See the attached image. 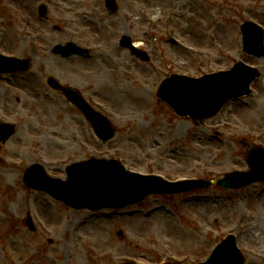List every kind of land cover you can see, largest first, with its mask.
I'll return each instance as SVG.
<instances>
[{"label":"rangeland","instance_id":"374dc122","mask_svg":"<svg viewBox=\"0 0 264 264\" xmlns=\"http://www.w3.org/2000/svg\"><path fill=\"white\" fill-rule=\"evenodd\" d=\"M117 1L120 10L111 15L104 0H0V50L33 63L28 72L0 75V120L17 125L0 143V264H197L230 235L246 264H264V182L151 195L120 210L71 209L24 185L33 163L66 180L69 165L91 158L170 180H216L250 170L242 139L264 147V60L243 52L240 31L249 20L264 27V0ZM172 31L193 50L172 45ZM124 34L143 43L151 62H132L120 46ZM69 42L90 48V57L52 54ZM239 61L261 72L253 94L204 123L178 117L156 97L171 73L199 78ZM48 75L87 86L103 80L78 88L107 113L116 137L100 142L83 115L48 87ZM35 90L46 102L36 101ZM28 213L35 232L26 226Z\"/></svg>","mask_w":264,"mask_h":264},{"label":"water","instance_id":"95a60500","mask_svg":"<svg viewBox=\"0 0 264 264\" xmlns=\"http://www.w3.org/2000/svg\"><path fill=\"white\" fill-rule=\"evenodd\" d=\"M115 10V8H114ZM45 14V10H40ZM244 49L256 57L264 56V36L260 27L252 22L242 26ZM122 44L129 46L135 53L140 51L132 45L125 36ZM68 44L65 47L56 46L55 53L68 56L73 52L83 53L85 50L74 48ZM139 55V54H138ZM145 59H147L145 57ZM28 64L21 59L10 58L0 54V72H17L27 70ZM259 75L258 70L238 64L232 71L205 76L200 79L187 76L172 75L166 79L158 93V97L167 102L177 115L191 116L194 120H204L214 115L224 103L236 96L249 94L252 80ZM49 84L68 92L52 78ZM79 107L88 117L97 135L105 142L112 139L115 130L102 115L93 112L86 102L76 100ZM14 132V126H0V138H9ZM248 146L249 172H234L215 181L185 180L170 183L156 176H144L126 171L115 161H98L77 163L67 169L68 179L63 181L48 176L43 167L34 165L25 175L27 186L47 191L55 198L72 208L125 207L140 202L152 193L175 194L193 189L210 187L212 185L224 188H241L253 181H264V148H256L244 141ZM108 173V174H107ZM29 225L33 228L31 221ZM169 264V263H166ZM200 264H244V258L237 249L234 237H227L213 252L205 263Z\"/></svg>","mask_w":264,"mask_h":264},{"label":"flooded vegetation","instance_id":"af4514ba","mask_svg":"<svg viewBox=\"0 0 264 264\" xmlns=\"http://www.w3.org/2000/svg\"><path fill=\"white\" fill-rule=\"evenodd\" d=\"M119 64V63H117ZM78 78V77H76ZM74 82V81H72ZM70 87H100V85H103V80H96L95 83L92 86H87L85 85V83H83V81L81 79H78L77 81H75L73 84H68Z\"/></svg>","mask_w":264,"mask_h":264},{"label":"bare ground","instance_id":"6f19581e","mask_svg":"<svg viewBox=\"0 0 264 264\" xmlns=\"http://www.w3.org/2000/svg\"><path fill=\"white\" fill-rule=\"evenodd\" d=\"M33 96H35V99H36V101H40L41 103L43 102H46V100H47V98L46 97H44L43 95H41V93H39V92H37L36 90H35V93H34V95ZM41 110H43V109H41ZM104 244H101L100 246L102 247ZM99 248V247H98Z\"/></svg>","mask_w":264,"mask_h":264}]
</instances>
